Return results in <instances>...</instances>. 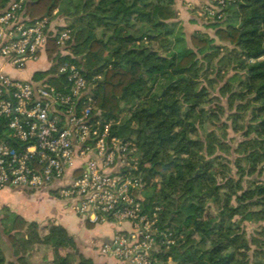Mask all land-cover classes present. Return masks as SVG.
I'll use <instances>...</instances> for the list:
<instances>
[{
  "label": "trees",
  "instance_id": "16d2710c",
  "mask_svg": "<svg viewBox=\"0 0 264 264\" xmlns=\"http://www.w3.org/2000/svg\"><path fill=\"white\" fill-rule=\"evenodd\" d=\"M7 1L0 0L1 9ZM169 1L27 0L24 15L31 21L66 17L63 28L73 41L64 56L84 68L103 116L134 142L145 206L162 205L161 228L178 239L157 255L163 264H249V253L264 255V227L256 231L262 238L249 239L236 218L264 222V0H235L221 21L203 23L214 37L195 33L192 47ZM46 49L48 56L56 52L53 42ZM230 70L241 87L230 95L237 101L232 130L242 136L233 168L221 155L229 147L215 131H200L224 114L219 96L202 81L214 87ZM38 228L44 234L38 232L37 244H48L58 264H94L62 226H38L15 215L3 232L13 246ZM17 264H28L24 255Z\"/></svg>",
  "mask_w": 264,
  "mask_h": 264
},
{
  "label": "built area",
  "instance_id": "2783aa9c",
  "mask_svg": "<svg viewBox=\"0 0 264 264\" xmlns=\"http://www.w3.org/2000/svg\"><path fill=\"white\" fill-rule=\"evenodd\" d=\"M26 2L12 0L0 12V59L21 70L43 56L46 71L54 72L20 80L0 66V190H42L70 200L85 222L115 227L100 255L119 264H152L158 249L178 239L161 228L160 208L145 206L135 144L114 127L118 122L103 116L84 68L62 61L73 41L71 30L51 29L47 17L29 20ZM234 2L199 0L188 6L211 23L221 21ZM50 42L56 47L52 56Z\"/></svg>",
  "mask_w": 264,
  "mask_h": 264
},
{
  "label": "crops",
  "instance_id": "0c3cea01",
  "mask_svg": "<svg viewBox=\"0 0 264 264\" xmlns=\"http://www.w3.org/2000/svg\"><path fill=\"white\" fill-rule=\"evenodd\" d=\"M10 2L11 0H8L5 7L0 8V12L6 9ZM184 2V0H174L172 8L176 13V20L181 23L187 35L188 31L196 30L203 22L197 19L194 11L188 7V3L185 5ZM65 22H67L66 17L57 13L50 19V27L51 29L63 28L66 26ZM35 62L29 61L23 69L14 70L0 59V66H3L5 72L15 79L30 80L35 73L42 74L47 69V66H37ZM45 63L47 64L46 61ZM43 201L50 206V211L47 212L44 209L39 213L35 210L39 206L33 205L35 209L32 208V204ZM13 215L19 216L26 223H35L38 226H45L50 222L62 226L74 239L78 252L85 258L90 259L94 264H119L114 258L99 253L100 246L110 242L115 230L113 225L85 222L75 213L70 200L60 199L53 192L42 190L31 192L14 188L0 190V255L4 260H6V255H11L8 260L11 263L17 264V259L22 255L27 260L29 255L34 253L35 246L38 245L37 239L32 240L25 235L12 246L10 239L3 232L5 227L3 222L10 220ZM44 247L47 248V245ZM48 251L52 255V250L48 249ZM40 257L42 262L47 263L52 260L50 257H45L43 253Z\"/></svg>",
  "mask_w": 264,
  "mask_h": 264
},
{
  "label": "rangeland",
  "instance_id": "374dc122",
  "mask_svg": "<svg viewBox=\"0 0 264 264\" xmlns=\"http://www.w3.org/2000/svg\"><path fill=\"white\" fill-rule=\"evenodd\" d=\"M184 1H185L184 2L185 5L187 3L192 4L194 6H197L199 4V0H184ZM166 4L171 5V2L169 0H166ZM65 6L66 5H65V1H64L61 4V7L66 8ZM85 11H87V9ZM59 14L60 13H58V15ZM197 15L198 14H196V17L199 18V20L202 22L201 17H198ZM65 24L68 25L67 22H65ZM203 25H208V24L202 23V24H200V26L198 28H196V30L188 31L187 35L184 33L186 44L188 47H192L190 38L195 33H207L210 37H214V31L211 28H206V26H203ZM165 42H166V39L163 40V43H165ZM216 44L220 45V43L217 40H216ZM178 49L179 50L184 49V46L181 44L178 46ZM35 61H36L35 63L37 66H42V65L48 66V64L45 63L43 56H39V58ZM62 61L71 62L69 60V58H67V57L63 58ZM211 65H212L211 62L210 63H204L203 67L204 68H210ZM53 72H54V70L51 68V70L48 73H53ZM48 73L41 74L40 77H44ZM232 75H234V72L232 70H230L225 76H223V78H220L218 80V82L216 83L217 85L215 84L214 87H211L203 79L202 84L206 85L208 87V89L213 94H215L216 96H219V99L216 102L224 109V114L218 116L219 121L213 120L212 122H210V120H209L208 122H205L202 126V130H200V131L205 132L206 135H209L212 131H215V133L221 138L222 142L225 143L229 147V154L222 153L221 155H223L227 159V163L229 162L230 167H232V165H233L232 163L235 160V158L237 157V154L235 153V149L237 148L239 142L242 141L241 134L235 133L232 130L234 123L232 122L233 119L230 118L231 114L235 112V106L237 104V101L235 99H231L230 95L233 91H236V90L238 91L241 89V87H239V83L237 81L238 78L237 77L232 78ZM40 77H37V78H40ZM211 77L214 78V77H216V75L212 74ZM222 87H223V91H222V93H220L219 91ZM158 89H159L158 86H155L156 92L159 91ZM172 100H173V98L170 96L168 101H172ZM175 107L180 111L181 107H180L179 102H175ZM125 122H126V117L123 115L120 119V123L125 124ZM199 124L200 123H197L198 126H199ZM219 127H221V128L219 129ZM122 134L125 135L126 137L128 136V133L126 131ZM144 190L145 189H143V195L145 197L146 191H144ZM42 203H45V204H42ZM42 203L36 202V203L32 204V208L35 209V207L33 205L39 206V208L37 207L35 209V210H38L39 213L44 211V209H46L47 212L51 210L50 206L45 201H43ZM156 205L160 208V211H161L162 205H160V204H156ZM213 210H214V208H211V211H213ZM14 216L15 215H13L10 218V220H7V221L4 220L3 225L5 227L9 226L12 223ZM236 221L240 225V227H242V229H244V231L246 232V235L249 237V239H250V237L262 238V235H260L256 231H258L260 229V227H264V222L249 223V222L242 221L240 218H236ZM52 226H56V224L50 222L49 227H52ZM38 232H40L41 235L44 234V231L43 230L39 231V228L38 229H31V230L27 231V237L31 238L32 240L33 239L36 240L38 235H40V234H38ZM22 238H24V237H20L19 239L21 240ZM46 245H47V248L44 247ZM35 248H33V249H35L34 253L29 255V257L27 258L28 264H58V260L54 258V255L53 254L50 255V251H48V249H51V248L48 244H42V245L38 244L35 246ZM254 248L255 247L252 245L251 249L253 250ZM166 250H167L166 248L165 249L164 248L158 249L157 254L154 255L155 261H153L152 264L153 263L154 264H163L162 259H160L157 255H162V253H165ZM42 253H43V255H45V257L52 258L51 262L50 261L47 263L42 262L41 257H40V255H42ZM64 253L65 252H61L62 255ZM190 253H191L192 260H195L197 257V253L194 252L193 250H190ZM10 256L11 255H6V260H4L2 258V255H0V258H1L0 264H16L14 262L11 263L8 261ZM248 258H249V264H259L260 261L264 262V255H258V256L252 255V252L249 253ZM167 261H168V263H171L170 259H168Z\"/></svg>",
  "mask_w": 264,
  "mask_h": 264
}]
</instances>
